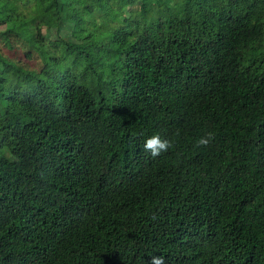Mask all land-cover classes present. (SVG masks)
<instances>
[{
  "label": "trees",
  "instance_id": "trees-1",
  "mask_svg": "<svg viewBox=\"0 0 264 264\" xmlns=\"http://www.w3.org/2000/svg\"><path fill=\"white\" fill-rule=\"evenodd\" d=\"M152 256L264 264V0H0V264Z\"/></svg>",
  "mask_w": 264,
  "mask_h": 264
},
{
  "label": "clouds",
  "instance_id": "clouds-1",
  "mask_svg": "<svg viewBox=\"0 0 264 264\" xmlns=\"http://www.w3.org/2000/svg\"><path fill=\"white\" fill-rule=\"evenodd\" d=\"M214 139V134L212 132L206 133V135L201 136L197 141L198 146H208ZM172 146V142L168 139L162 138L159 134H154L147 138L144 143V149L149 151L153 158L159 157L161 153L167 152ZM149 264H165V259L163 256H152Z\"/></svg>",
  "mask_w": 264,
  "mask_h": 264
},
{
  "label": "rangeland",
  "instance_id": "rangeland-1",
  "mask_svg": "<svg viewBox=\"0 0 264 264\" xmlns=\"http://www.w3.org/2000/svg\"><path fill=\"white\" fill-rule=\"evenodd\" d=\"M54 31V30H53ZM46 35H49V32H44ZM2 55L5 56L6 58L9 59H14L17 60L20 65H27V66H32L34 64L33 59H27L24 56V53L18 48H10L5 45H3V48H1Z\"/></svg>",
  "mask_w": 264,
  "mask_h": 264
}]
</instances>
